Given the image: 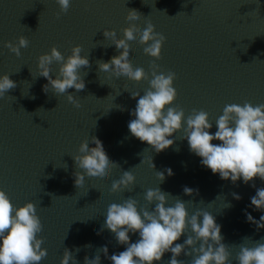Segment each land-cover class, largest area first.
<instances>
[{"label":"water","instance_id":"water-1","mask_svg":"<svg viewBox=\"0 0 264 264\" xmlns=\"http://www.w3.org/2000/svg\"><path fill=\"white\" fill-rule=\"evenodd\" d=\"M129 9L142 14L138 21L125 19ZM148 22L166 37L161 58L154 60L145 55V46L129 42V60L134 68H143L148 79L137 83L98 69V60L107 62L119 54L111 39H105L104 29H115L122 38L129 23L143 30ZM20 36L29 44L17 57L4 43H18ZM75 45L82 47L81 55L91 65L79 70L85 89H69L79 108L68 102L67 92L57 94L49 86L45 93L47 80L37 68L38 57L53 46L67 58ZM153 62L159 66L158 74H176L173 86L178 95L172 106L184 110L185 121L193 109L206 111L214 134L215 120L225 105L264 104V0L259 4L257 0H70L66 13L56 0H0V75L9 74L17 85L0 98V189L17 208L26 202L36 205L43 224L38 235L47 249L40 264H60L65 247L79 264H84L86 255L89 259L100 255L101 264H111L97 249L107 246L111 256L126 246L118 244L110 230L97 234L108 206L133 197L138 208L151 211L154 205L147 203L145 194L158 187L170 194L167 206L181 199L189 215L200 209L215 217L223 242L229 245L230 264H237L240 244L252 247L264 237V228L258 229L245 215L247 211L257 221L264 215L250 207V198L257 188H264V181L257 177L249 184L242 179L233 184L220 179L190 151L183 130L174 133L170 137L174 145L160 153L129 132L127 125L134 118L130 113L137 103L131 94L143 95L149 88ZM50 67L54 79L59 65L54 62ZM92 136L102 141L119 166L107 178L85 176L83 185L76 187L73 173L82 170L75 167L72 156L83 140L91 143ZM169 168L172 176L166 172ZM123 171L135 176V184L112 192V182ZM157 172L165 174L162 183ZM185 186L198 194L185 195ZM233 193L242 199H234ZM129 236L132 243L139 239L138 233ZM186 238L185 234L177 243ZM76 247L81 250L75 252ZM171 255L165 253L156 264H168ZM178 259L189 264L191 258L181 254Z\"/></svg>","mask_w":264,"mask_h":264},{"label":"clouds","instance_id":"clouds-1","mask_svg":"<svg viewBox=\"0 0 264 264\" xmlns=\"http://www.w3.org/2000/svg\"><path fill=\"white\" fill-rule=\"evenodd\" d=\"M56 2L61 12L68 11L70 0ZM257 3L259 4V0ZM141 16L137 10L129 9L125 19L135 22ZM122 34V38H118L115 29H104L105 39H111L119 54L107 62L98 60V69L117 78L127 77L137 83L148 79L145 70L141 67L134 68L129 60V42L137 41L145 46V55L159 60L166 37L156 32L151 22L143 30L140 25L129 23L122 29ZM28 44L29 41L20 36L18 43L7 41L4 47L19 57L21 49L27 48ZM81 51L82 47L75 45L71 48V54L65 58L53 46L50 52L38 57L37 64L39 76L47 80L43 91L47 93L51 86L57 94L69 93L67 100L76 108L81 105L69 89H75L76 92L85 89V81L79 75V70L91 66L88 57L82 56ZM54 62L59 65V69L53 79L50 66ZM150 69L152 78L149 80V88L143 95L131 94L132 99L137 100L135 109L130 113L134 118L127 125L133 137L160 153L173 146L175 141L170 137L183 130V139L187 140L190 151L201 158L202 166L210 169L213 174H218L220 179L230 180L233 184L241 179L249 184L257 177L264 181V104L253 106L245 101L243 105H225L223 114L215 120L217 130L212 134L209 130L213 123L206 111L193 109L185 121L184 110L172 106L178 95L173 86L176 74L172 71L158 74L159 66L154 62ZM16 86L9 74L0 75V98ZM213 141L219 143H212ZM90 144L95 146L90 147ZM72 158L75 167L82 170L73 173L76 187L83 185L85 176L107 178L112 169L119 166L109 158L102 141L95 136L91 137V143L87 139L83 140L78 154ZM149 163L155 168L152 159ZM166 172L168 176L174 174L170 168ZM157 176L161 183L166 178L164 172H157ZM134 184L135 176L130 171H123L121 178L112 182L111 190H127ZM252 187H255L254 183ZM194 191L198 194V190L187 186L183 188L185 195L191 196ZM168 195L170 194L159 187L148 189L145 200L149 205H154L151 211L138 208V201L133 197H128L120 204H110L105 223L97 234L104 229L110 230L118 244L125 245L126 248L111 256H108L107 246L97 250L103 252L111 264H156L168 252L172 254L168 264H185L184 260L178 259L181 254L191 258L189 264H230L229 245L223 242L221 226L216 223L215 217L200 209L189 215L181 199H177L173 206H167ZM233 197L236 200L242 199L236 193H233ZM250 200V207L254 206V210L264 212V188H257ZM245 215L247 221L255 224L258 229L264 228V215L258 221L247 211ZM42 231L43 224L36 205L26 202L17 208L6 192L0 189V264H40L47 257V249L42 247L44 238L38 235ZM129 233H138L139 239L134 243L130 242ZM185 234L187 238L184 242L177 243ZM261 241H264V237L256 240L252 247L240 244L235 257L237 264H264V242ZM80 250V247L75 248V252ZM70 261L72 264H79L73 251L65 247L60 264H70ZM84 264H101V257L95 255L93 259H89L86 255Z\"/></svg>","mask_w":264,"mask_h":264}]
</instances>
